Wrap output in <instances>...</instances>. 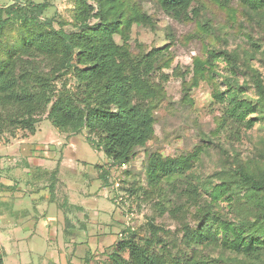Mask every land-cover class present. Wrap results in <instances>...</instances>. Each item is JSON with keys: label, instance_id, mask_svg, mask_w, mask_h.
Segmentation results:
<instances>
[{"label": "rangeland", "instance_id": "obj_1", "mask_svg": "<svg viewBox=\"0 0 264 264\" xmlns=\"http://www.w3.org/2000/svg\"><path fill=\"white\" fill-rule=\"evenodd\" d=\"M19 1L22 2L0 0V6L19 4ZM46 1L48 6L39 16L40 21L51 18L55 28L62 26L69 32L76 31L74 0ZM129 6L138 8L145 17L140 22L132 21L127 37L116 34L115 41L133 54L161 48L165 65L162 62L152 76L157 82L160 72L171 74L174 69L188 72L183 77L170 76L160 84L161 96L154 110V134L143 146L135 148L125 164L108 161L103 149L95 147L96 138L92 139L93 145L87 140L85 128L79 133L55 128L45 118L47 112L35 125L34 134L15 129L13 136L8 132L0 135V205L9 201L12 216L6 223L5 213L0 214L3 264H56L59 256L61 264H66L73 250L66 244L71 230L67 214L57 204L66 208L67 199L73 202V195L79 199L88 192L97 197L92 205L98 212V216L95 213L93 216L94 241L107 237L98 227L105 222L103 226L108 230L115 212L118 222L115 231L119 233L129 230L136 233L137 240H142L148 236L147 221L151 220L165 230L161 233L165 241L178 242L182 235L178 217H172L167 211L160 215L157 204L166 210L180 206L177 216L183 214L194 227L198 220L197 207L188 206L183 194L189 183L198 186L196 198L204 204L210 200L207 191L221 184L222 178L227 180L237 162L264 163L263 108L258 107L247 115L246 120L255 118L253 125L243 128L240 138L234 140L220 126L224 103L216 98V92L228 89V78L230 83L233 79L242 86L243 99L255 100V74L264 81V17L242 0H228L225 4L219 0H195L191 8L198 15L192 17L189 10L181 18L165 12L157 0H133ZM8 25L1 37L0 60L7 58L8 49L20 36L16 21ZM212 50L222 54L210 58L213 63L207 65L205 62ZM227 54H234V59ZM196 60L203 62V66ZM232 64L236 65L235 70ZM55 83L57 87L65 84L70 89L75 86L70 74L57 78ZM153 153L162 159L183 158L193 153L197 157L181 173L169 179L161 177L154 184L149 183L147 174ZM100 173L105 174V180L100 178ZM228 196L229 193L221 195L213 208L234 220L237 214ZM28 218L35 220V228L30 220L23 223ZM107 244L93 250L96 264H103L106 259ZM51 250L54 252L50 253ZM77 252L78 249L75 256ZM203 252L208 259L241 258L223 247L207 248ZM244 264L264 262L248 259Z\"/></svg>", "mask_w": 264, "mask_h": 264}, {"label": "trees", "instance_id": "obj_2", "mask_svg": "<svg viewBox=\"0 0 264 264\" xmlns=\"http://www.w3.org/2000/svg\"><path fill=\"white\" fill-rule=\"evenodd\" d=\"M21 1L0 6V46L5 28L12 21L17 22L20 33L15 45L8 49L7 58L0 60V135L8 132L13 136L15 129L34 134L35 125L47 112L45 118L55 128L73 133L85 128L87 140L93 145L92 139L96 138L95 147L103 149L108 161L125 164L135 148L143 146L154 134L160 84L170 76L183 77L188 70L160 72L157 82L152 76L162 62L165 65L161 48L133 54L115 41L116 34L127 37L132 21L140 22L145 17L138 8L129 6L133 0H74L76 31L71 32L62 26L55 28L51 18L40 21L39 16L48 6L46 0ZM157 1L175 18L187 15L189 10L192 17L198 15L191 8L195 0ZM242 1L264 17V0ZM91 18L97 21L90 22ZM218 54L222 53L210 51L205 64L212 65L210 58ZM227 56L234 59L235 55ZM196 63L204 64L198 60ZM235 66L232 64L233 70ZM67 74L75 81L74 88H66L65 84L57 87V78ZM227 81L228 89L216 92V98L224 103L220 126L238 140L241 130L251 127L255 120H246L247 115L258 107L264 111V81L255 74L256 98L251 102L243 99L242 86L233 79L231 83L228 78ZM195 157L197 153L172 159L151 154L149 183L157 184L161 177L169 179L181 173ZM99 176L106 179L104 173ZM224 179L207 191L210 200L204 204L196 198L197 185L189 183L183 191L188 206L197 207L194 227L183 214L177 216L180 206L166 210L157 204L160 215L167 211L178 217L182 234L178 242L165 241L161 235L165 230L149 220L148 236L142 240H137L135 232L121 230L116 242L109 246L103 264H244L248 259L264 262V163L237 162L228 179ZM241 191L243 195L239 196ZM224 193L233 200L237 214L234 220L213 208ZM219 247L241 258L208 259L203 252Z\"/></svg>", "mask_w": 264, "mask_h": 264}, {"label": "crops", "instance_id": "obj_3", "mask_svg": "<svg viewBox=\"0 0 264 264\" xmlns=\"http://www.w3.org/2000/svg\"><path fill=\"white\" fill-rule=\"evenodd\" d=\"M56 179L58 180V175H56ZM12 185H13L12 187L14 188L15 186L14 183ZM12 195L13 193L11 195L9 194V196H12ZM86 195L87 196H85L84 198H79V199L76 197L77 195L76 196L73 195L72 196L73 202H70L68 199L66 200V203H65L66 208H63L62 204H57L58 208L64 210L65 214H67V216L65 217L67 219L68 228L70 227V230H71L69 233L71 234V237L69 238L70 239L69 243L68 242L67 243L65 242V243L67 244V246L71 245L73 250H72V253H70L71 256L67 259L68 261L66 264H96L94 261L95 257H93V254L95 252H93V250L97 251L98 249L105 247L104 245L107 244L106 242H109L107 246H111V244H113L117 240V236H118L117 234L119 233V231H115L116 229L115 224L118 223L116 222L117 219L114 218L115 212L112 213L113 216L111 217L108 230H106L103 226L104 224H107L105 222L101 224L100 227H98L99 230L103 231V233L102 232L100 233L106 234L107 237H103L98 242L97 240L95 241L93 240L94 238L93 236L94 230L92 226L93 216H94V213H95V216H98L96 215L98 214V212L92 209V205L96 203L97 197H94V195H92L91 192H88ZM0 198H1V194H0ZM50 200L52 201V199ZM7 201H8V198H7ZM0 203H1V200H0ZM10 206L11 205L9 201L0 205V214L2 212L5 213L6 223L7 221L9 222L11 221L10 218L12 219V216L10 213V210H11ZM32 219L33 218H28L23 223H25L27 220H30L32 222V225L35 228L36 222L35 220H32ZM2 221L3 219H1L0 224ZM1 229L2 227H0V230ZM105 230L107 232H105ZM2 239L3 237L0 235V240ZM12 239L16 240V238H13V237ZM95 239L97 238L95 237ZM93 243H95V245H93ZM0 247L2 248L1 241H0ZM76 249H78V252L75 256L74 252L76 251ZM53 252H54L53 250L50 251V253H53ZM74 256L75 258H73ZM56 264H61L60 256L58 257Z\"/></svg>", "mask_w": 264, "mask_h": 264}]
</instances>
